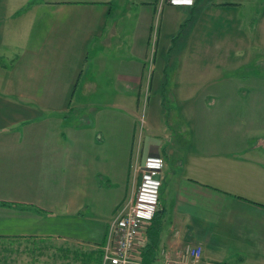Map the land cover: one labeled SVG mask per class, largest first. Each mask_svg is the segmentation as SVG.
<instances>
[{"label": "crops", "instance_id": "obj_1", "mask_svg": "<svg viewBox=\"0 0 264 264\" xmlns=\"http://www.w3.org/2000/svg\"><path fill=\"white\" fill-rule=\"evenodd\" d=\"M157 1L123 0L121 7L134 8L130 16L134 31L119 36L116 24H103L115 0L86 1L84 5L94 10V15L86 18L59 17L58 10L64 7H52V2H47L43 18L37 14L39 2L28 7L29 0H0V90L15 86L13 93L38 103L44 111L36 118V114L18 113L14 107L11 115L3 108L10 101L0 95L1 239H28L34 247L68 250L75 243L69 238H44L62 216L70 225L96 224L83 232L69 229L68 223L67 233L82 237L77 242L93 255L87 256L98 258L109 220L132 191V139L126 144H106L98 130L89 126L90 120L78 126L66 120L76 94L71 88H77L81 78L77 94L81 98L92 88L109 86L110 94L122 95L125 101L152 92L160 105L165 99L173 104L174 112L167 113L173 128L164 123L165 135L138 141L142 158L164 159L157 210L163 215L151 264H164L162 249L175 256L173 250L187 242L201 247L197 264H264V4L259 0L213 1L217 9L257 7L246 27L249 40L240 35L235 41L229 37L230 46L215 40L213 62L203 69L210 72L209 79L178 73L168 81L145 77L141 56L146 52L137 48L135 23L144 18L148 23L150 15L145 9ZM170 1L164 0L172 7L192 5L188 0ZM23 13L31 15L23 37L37 41L32 48L18 52L17 48H4L1 40L14 36L16 19ZM37 21L43 24L39 28L34 27ZM59 23H74V29L82 26L80 32L66 33L58 43ZM256 35L262 39L259 45L252 41ZM123 37L129 40L125 54L130 57L124 59L123 66L119 64L117 72L114 68L106 72L108 68L101 63L108 51L123 61L115 53ZM13 54L21 57L8 69L6 63L14 60ZM68 62L71 65H66ZM167 70V65H162L158 71L162 76ZM186 70L201 72L202 64L177 68L178 72ZM54 102L68 105L58 111L45 109ZM129 129L133 133L134 126ZM143 233L141 248L135 250L141 261L152 241L146 230Z\"/></svg>", "mask_w": 264, "mask_h": 264}, {"label": "rangeland", "instance_id": "obj_2", "mask_svg": "<svg viewBox=\"0 0 264 264\" xmlns=\"http://www.w3.org/2000/svg\"><path fill=\"white\" fill-rule=\"evenodd\" d=\"M86 1L88 0H29L27 6L30 7L34 3H41L37 14L45 18V10L48 9L46 4H48L47 2H52V7H54V5H62L64 7V9L58 10L57 14L59 17L86 18L94 15V10L84 5ZM213 1L215 0H198L194 7H191L192 5L188 7H172L164 2V0H158L145 9L148 10L150 15L149 22L147 23V18H144L139 23H135V25L138 31L137 48L142 54H145L146 52V56H141L142 63L145 65L146 78L149 79L152 75L154 80L167 79L170 81L173 78H176L178 73L179 75L185 73L186 75H191V78L209 79L210 72L203 69L209 68L210 63L213 62V47L216 46L215 40L227 43L228 46L232 43V41L228 39L229 37L234 40L235 36L240 35L246 40H249L250 31H246V27L250 25L248 22L249 16L253 14L252 12H254L257 7L245 5L235 7L237 9L231 7H218L217 9L216 7H213ZM259 1H262L264 4V0ZM122 2L123 0H115V2H113L114 5L111 7V14L108 13L107 18L103 20L105 27L116 24L118 26L119 36H122L124 33H128L131 30L134 31V19L132 18L134 8L121 7ZM187 3L190 4V2ZM141 10L139 9L140 14ZM218 10L221 11V13H219ZM123 15L127 17L124 19ZM115 19L116 22L114 21ZM30 20L31 15H24V13L16 19V29L12 28L14 36L1 40L5 46L4 48H10L12 51L13 48H17L16 52L23 48H32L37 39H26L23 37L25 34V28L29 26ZM42 25L41 22L37 21L34 27L39 28ZM74 25V23L72 25H66L65 23L58 24V29L56 30V33L59 36L57 39L58 43L61 42V38L65 37L66 33H72L75 29L80 32L81 28L79 29V27L82 25L78 24V27L75 29L73 28ZM69 26H72L70 27L71 29L68 28ZM240 28L244 29V31L239 32ZM258 37L259 35H256L252 38L255 45H259V42L262 41V39ZM126 41L129 40L123 37L120 41L121 44L117 43V47L120 49H116L115 51L116 54L119 53V56L122 57V62L120 60L117 61L118 55H116L117 57H113L110 55L109 51L103 56L104 60L101 64L108 68L106 72L112 68L117 72L119 64L123 66L124 59L130 57L126 55ZM132 43H134V40H132ZM223 47L225 48L226 45L223 44ZM90 49H92V47ZM94 52H97V50ZM13 57L14 60L12 62L7 60L6 65L8 66V69L12 68L15 61L19 59L21 55L13 54ZM194 64H202L201 72L199 70H196L195 72L190 70H186L185 72L177 71L179 66H190ZM66 65L71 64L68 62ZM87 65H89V62ZM162 65H164L165 68L167 65V69L169 70L164 71L161 76L158 70ZM79 67H81V65ZM153 70L155 71L153 72ZM114 71L113 74H115ZM82 81L83 79L80 78L78 80L77 88L74 87L75 85L71 88H75L76 94L71 98L73 101L69 103L70 113L69 118L66 120L75 126L82 125L83 122L85 123L90 120L89 126L95 127L98 130L97 133L101 134V140L106 144L119 142L126 144L132 139L133 156L130 163V173L131 181L133 182L136 176H138V167L141 166L144 161V158H142L140 150L138 149V141L140 142L141 139L146 141L148 138L156 139L154 137L155 134L165 135L164 123H166V126L171 129V121H169L167 113L171 115V113L174 112L173 104L165 99L163 102L164 105H160L159 102L155 101L156 97L152 92L149 94L144 92L139 98L134 97V100L132 101L131 98L128 99L127 97V100L125 101V97L122 95L110 94L108 91H112V88L109 86L106 88H92L91 91L89 90V94L86 97L81 98L77 94L81 89L80 85ZM107 84H109V82H107ZM13 92H15V86L4 88L2 92L0 90V95L7 98L6 101H10V103H5L3 108L9 111L11 115H14L12 110L16 107V112L20 111L22 114L34 116L36 114L35 117L38 118L39 115L37 113L42 110V107L38 103L18 97ZM137 99L138 101L136 102ZM79 100H83L84 102H80ZM67 105L68 104L54 102L52 106L49 104L45 105V109L51 110L53 109L52 107H54V109L58 111V107L65 109ZM96 112L98 115L95 116ZM41 114H44V111H41ZM131 125L134 126L133 133L129 129ZM20 126L19 123L17 127ZM166 138H168V136H166ZM128 195H130V193ZM127 198L128 196L125 200ZM117 211L114 212V215ZM57 218L58 226L54 227L52 224L51 230H48L51 234L49 236H44V238L53 237V239H55L57 235H63L64 237L69 238L72 242H75L68 247V250H65L64 248L59 249L56 246V248H52L51 246L48 248L39 246L34 247L32 242L28 239L24 242V240L21 239L0 238V264H95V261L87 256L93 255L86 253L84 247L80 246L77 242V240H81L82 237L72 236L67 233V224L69 223V229L76 230L80 228L83 232H85V229L87 228L91 229L96 224L90 225L89 223H86V225L82 227L75 224L70 225L71 221H63V218L66 219L65 217L58 216ZM70 218L75 219L76 217ZM85 218H87V216H85ZM50 219L55 223V216L50 217ZM101 224L102 223L98 224V227L96 226L98 232L101 230ZM147 225L148 223L143 224L140 228L135 245L136 252H139V249L141 248V246H139L141 242L140 239H142V234H144L143 232L145 230L144 227ZM48 227L50 228V226ZM88 231L89 230L86 232ZM98 234H96V237H98ZM86 239L92 240V236H87ZM138 241L139 244H137ZM39 242L40 241L38 240L37 243ZM182 247L183 244L177 249L171 250L177 252L182 250ZM135 250L134 253H136Z\"/></svg>", "mask_w": 264, "mask_h": 264}, {"label": "built area", "instance_id": "obj_3", "mask_svg": "<svg viewBox=\"0 0 264 264\" xmlns=\"http://www.w3.org/2000/svg\"><path fill=\"white\" fill-rule=\"evenodd\" d=\"M170 2L176 3L175 0ZM163 165L161 156H147L138 167V176L133 180L130 195L109 222L100 264H151L141 261L135 256L134 250L140 228L149 223L159 209ZM161 254L164 264H197L201 247L187 242L182 250L176 252L175 257L163 249Z\"/></svg>", "mask_w": 264, "mask_h": 264}, {"label": "trees", "instance_id": "obj_4", "mask_svg": "<svg viewBox=\"0 0 264 264\" xmlns=\"http://www.w3.org/2000/svg\"><path fill=\"white\" fill-rule=\"evenodd\" d=\"M198 0H195V2L192 4L191 7H194L197 4ZM162 212L157 211L154 215V217L149 221L148 227L145 229L148 237L152 240L151 243L145 248L142 259L144 262L151 263L150 258L153 256V251L156 249V243L157 238L159 236L160 230H161V219H162ZM105 241V239H104ZM103 241V244H104ZM102 244V245H103ZM98 258H91L95 261V264L101 263V254H102V248L97 251Z\"/></svg>", "mask_w": 264, "mask_h": 264}, {"label": "clouds", "instance_id": "obj_5", "mask_svg": "<svg viewBox=\"0 0 264 264\" xmlns=\"http://www.w3.org/2000/svg\"><path fill=\"white\" fill-rule=\"evenodd\" d=\"M189 1V0H188Z\"/></svg>", "mask_w": 264, "mask_h": 264}]
</instances>
